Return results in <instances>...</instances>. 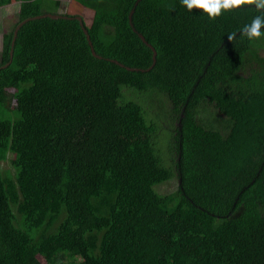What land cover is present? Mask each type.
<instances>
[{"label": "trees", "instance_id": "16d2710c", "mask_svg": "<svg viewBox=\"0 0 264 264\" xmlns=\"http://www.w3.org/2000/svg\"><path fill=\"white\" fill-rule=\"evenodd\" d=\"M16 1L0 48V264H264L261 37L228 39L259 13L74 0L101 59L63 15L26 22L11 61L17 25L59 6ZM204 105L221 130L198 121Z\"/></svg>", "mask_w": 264, "mask_h": 264}, {"label": "rangeland", "instance_id": "374dc122", "mask_svg": "<svg viewBox=\"0 0 264 264\" xmlns=\"http://www.w3.org/2000/svg\"><path fill=\"white\" fill-rule=\"evenodd\" d=\"M48 2H53L56 1L59 3V6H47L44 10V12H52L55 13V15H68V16H89L88 11H85V14L83 13V8L79 4H77L74 0H47ZM45 2V0H44ZM21 4L19 1L14 0L13 4L8 6V7H2L0 8V48L3 42V37L4 35L10 31L11 28H13L14 24L18 21L17 19V14L19 13V6ZM87 12V13H86ZM57 13V14H56ZM87 20V25L90 26L91 22L89 18H86ZM258 48H260V56L264 58V36H262L256 45ZM262 71V70H260ZM198 121L201 124L204 125H211L213 123L214 127L218 130H221L223 128V120L220 118L218 119L217 112L214 110L212 106H206L198 111V116H197ZM163 122L168 124H172L170 119L163 118ZM162 122V123H163ZM176 126V123L172 125V128ZM171 136L167 133L166 135H163L164 139V145L166 141L168 142L170 140ZM167 161H171V157L169 156L167 158ZM2 169L5 171L9 169L8 164L3 165ZM177 186L176 180L171 181V183L167 186H165V190L167 192H172L175 190V187ZM39 260L45 264V261L41 258Z\"/></svg>", "mask_w": 264, "mask_h": 264}, {"label": "clouds", "instance_id": "9594fccd", "mask_svg": "<svg viewBox=\"0 0 264 264\" xmlns=\"http://www.w3.org/2000/svg\"><path fill=\"white\" fill-rule=\"evenodd\" d=\"M180 3L189 12L198 10L208 20H214L226 11L252 6L259 14L249 24L244 25L239 33L230 34L228 39L231 41L239 35L254 41L264 36V0H180Z\"/></svg>", "mask_w": 264, "mask_h": 264}, {"label": "water", "instance_id": "95a60500", "mask_svg": "<svg viewBox=\"0 0 264 264\" xmlns=\"http://www.w3.org/2000/svg\"><path fill=\"white\" fill-rule=\"evenodd\" d=\"M43 17H49V18H52V20H58V19H61V18L67 19V17H61L60 15H55V14H52V13H46V14H44V15L37 16V17H34V18H28V19H25L24 21L20 22V23L17 25V27H16V29H15V31H14V37H13V41H12V50H11V52H10L11 61L13 60V56H14V48H15V42H16V39H17V36H18V32H19V30L21 29V27H22L26 22H28L29 20L40 19V18H43ZM76 19H77V21L80 23L81 27H83L82 18L77 17ZM83 30H84V32H85V35L87 36L88 41H89V46H90V48H91V51H92L93 56L96 57V58H98V59H101L100 57H98V56L96 55V53H95V51H94V49H93L92 43H91V41H90V38L88 37V32L85 30L84 27H83ZM140 39L143 41V43H144L149 49H151V50L153 51V54H154V56H153V62H154V64H153L152 67H154V65L156 64L157 52L155 51V49H154L151 45H149V44L145 41V39H144L142 36H140ZM11 61H10L9 63H7L6 65H4L3 68H7V67L11 64ZM116 64H118V63L116 62ZM122 67H124V66H122ZM127 70H129L130 72H133V71H134L133 69H129V68H128Z\"/></svg>", "mask_w": 264, "mask_h": 264}, {"label": "crops", "instance_id": "0c3cea01", "mask_svg": "<svg viewBox=\"0 0 264 264\" xmlns=\"http://www.w3.org/2000/svg\"><path fill=\"white\" fill-rule=\"evenodd\" d=\"M20 4H21V2H19ZM13 4V3H12ZM11 4V5H12ZM8 6H10V5H8ZM8 6H6V7H8ZM52 7H54L53 5H52ZM19 10H20V6H19ZM57 14V13H56ZM58 15V14H57ZM60 16H63V15H60Z\"/></svg>", "mask_w": 264, "mask_h": 264}]
</instances>
